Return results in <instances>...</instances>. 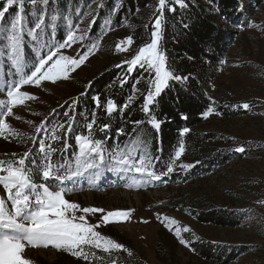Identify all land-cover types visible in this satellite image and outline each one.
Wrapping results in <instances>:
<instances>
[{"label":"rangeland","instance_id":"obj_1","mask_svg":"<svg viewBox=\"0 0 264 264\" xmlns=\"http://www.w3.org/2000/svg\"><path fill=\"white\" fill-rule=\"evenodd\" d=\"M98 4L99 0H89L83 6H77L74 12L67 9L59 23L61 35L58 38L55 37L57 28L54 27V18L45 19V36L48 35L47 39L52 43L62 42L69 31L76 30V25V35L85 37L72 48L62 49V54L75 57L92 43L98 45V50L75 72H71L68 80L58 81L55 85L46 81L40 88L22 87L21 91H27L38 99L13 106V115L6 118L13 128L34 135V127L27 124L28 120L37 125L45 117L49 120L53 113L72 106L71 101L84 93L101 72L117 67L135 54L141 39L124 53H117L115 44L137 26H147L150 15L146 12L151 11L152 5L137 10L115 28L103 20L100 34L91 41L92 19L97 18ZM72 14L76 16L70 18ZM154 16L151 17L152 24ZM39 17L33 19L34 24ZM244 17L246 22L238 26L240 30L233 36L225 60L206 89L211 103L214 101L231 113L225 116L213 112L205 118V130L215 131L224 140L220 142L226 154L222 162L209 168L195 165L185 172L178 165L194 162L181 156L170 179L164 177L166 182L152 181L144 186L140 185L146 177L138 174L125 176L101 167L96 175V170L90 169L80 186L67 193L66 199L79 203L81 207L103 208L105 213L130 211L128 218L97 229L129 250L112 253L119 264H221L199 258L196 250L198 242L228 244L241 249L236 259L223 264H264V205L257 203L264 200V0L246 6ZM250 23L253 26L249 27ZM24 27L26 31L29 28ZM6 43L5 37L0 35V88L4 87L6 80L12 82L15 78L13 68L9 67L10 61L6 62ZM23 47L31 68L34 57L31 37L25 35ZM0 99L7 100L6 92L0 94ZM65 101H68L67 105ZM244 103L250 105L249 109L239 107ZM52 109L56 111L52 112ZM23 146L16 138L7 141L0 138V160L14 159L11 153H17L18 148ZM239 146H244L246 151L235 152L234 149ZM36 182L41 181L37 179ZM49 187L57 190L51 183ZM0 197L7 198L2 186ZM6 202L10 208V201ZM209 211L228 213L231 223H204L197 218ZM157 213L160 219H157ZM100 215H89V222L97 223ZM164 216L176 221L169 225L171 231L161 222ZM145 220L148 223H144ZM177 228L190 247L179 243ZM184 228L189 231H183ZM97 255H104V264H110L107 254L97 252ZM23 258L30 264H86L82 259L51 245L47 248L26 245ZM94 264L100 262L94 261Z\"/></svg>","mask_w":264,"mask_h":264},{"label":"snow or ice","instance_id":"obj_2","mask_svg":"<svg viewBox=\"0 0 264 264\" xmlns=\"http://www.w3.org/2000/svg\"><path fill=\"white\" fill-rule=\"evenodd\" d=\"M25 2L26 0H6V4L0 8V22H2L9 9L18 5L14 19L9 22L6 29L0 31V35L4 36L7 42L6 62L10 61L9 67H12L15 73L14 80L12 82L6 80L4 87L0 88V94L6 92L7 97V100L0 99V138L6 141L16 138L17 142L25 146L22 153H11L14 159L0 160V186L7 193L6 199L0 197V264H30L29 260L23 258L26 245L44 248L51 245L55 249L63 250L73 257L82 259L86 264H94V261L104 264L106 257L97 255V252H101L107 254L110 264H119L112 253L117 250L124 252L129 250L123 244L102 235L97 229L102 225L118 223L128 218L130 211L116 210L105 213L103 208L81 207L79 203L66 199L67 193L75 191L80 186L88 170L94 169L95 174L98 175L101 167L125 176L138 174L146 177L140 186L151 184L152 181L166 182L163 178L174 173L177 161L185 153L184 144H179L175 151V159L170 160L169 165L157 173L154 170L153 158L145 150L146 141L143 137L137 141L140 145L138 155L132 150L126 151L118 146L110 149L106 146V141L110 139L108 133L111 126L103 123L94 129L97 118L96 113L93 112L90 121L86 123L87 134L75 135L76 151L65 159V153L72 147L68 142V137L73 132L75 106L79 98L71 101L72 106L64 111L65 119L62 122L50 124L48 118L45 117L39 124L34 125L33 121L28 120L27 124L34 127V135H28L13 128L6 119L13 115V106L23 104L26 100L38 99L37 96L27 91H21L22 87L40 88L46 81L55 85L58 81L68 80L70 73L75 72L88 60L90 55L98 50V45L92 43L90 47L77 53L75 57L62 54V49L72 48L73 44L83 41L85 37L76 35V30H78V25H76V30L69 31L62 42L52 43L45 36V16L39 17L38 22L26 31L23 24ZM28 2L35 5L37 0H28ZM43 2L47 4L49 0H43ZM169 4L173 6L169 7ZM176 7L186 9L189 7V2L188 0H158L150 42L140 46L131 59L124 60L117 65V67L126 65L125 75L118 77L120 87L128 82L126 77L138 69L147 73V77L141 75L136 78L132 85V95L123 105L118 106L111 98L107 99L106 104H101L100 97L94 96L92 99L96 108L103 107L108 115L127 110L137 99L139 93L144 96L141 110L148 116L152 112V106L158 103V98L168 88L169 81H181L188 78L174 74L161 46L165 26V9L175 12ZM92 23H95V17ZM251 26L253 25L250 23L249 27ZM183 27L187 29L190 25L185 22ZM25 35L33 40L34 57L31 68L28 66L24 53ZM133 44V36L128 35L115 44V51L117 53L129 52ZM142 80L145 81L146 94L137 87ZM114 84L109 87H113ZM80 95L84 96L86 93L82 92ZM67 104L68 101H65V105ZM239 107L247 110L250 105L244 103ZM55 111L52 109V112ZM214 111L215 109L209 108L204 113V117L208 118ZM216 114L220 115L218 112ZM16 119L21 118L16 117ZM132 123L139 126L144 121L135 120ZM148 123L157 131L160 129L161 124L155 116H151ZM94 131L104 133V138H95ZM135 132L136 128L133 129V133ZM187 132L189 129L184 128L181 136ZM117 134L125 135L124 129L118 128ZM234 151L244 153L246 148L239 146ZM194 166L192 163L178 165L185 172ZM37 179L41 182L37 183ZM49 183L57 190H51ZM128 186L131 187V185ZM6 200L10 201V208ZM257 203L264 205V200ZM97 213L102 214L97 223H90L89 215L95 216ZM156 215L157 219H160V214ZM188 215H191L190 211ZM143 222L148 223L146 220ZM161 222L165 223L166 227L176 223L175 220H169L167 216H164ZM169 230H172L171 227ZM175 231L179 243L190 247L189 242L180 236V229L177 228ZM183 231L188 232L189 229L184 228Z\"/></svg>","mask_w":264,"mask_h":264},{"label":"trees","instance_id":"obj_3","mask_svg":"<svg viewBox=\"0 0 264 264\" xmlns=\"http://www.w3.org/2000/svg\"><path fill=\"white\" fill-rule=\"evenodd\" d=\"M88 1L49 0V3L45 4L43 0H37V3L33 5L26 0L23 24L28 27L33 26V19L40 15L45 16L46 20L54 18V27L57 28L55 37L58 38L61 35L59 23L65 17L66 10L70 9L74 12L77 6H83ZM262 1L188 0L189 7L186 9L176 7L175 12H169L166 8L161 46L174 74L188 78L181 81H169L168 88L158 98V103L152 106V112L148 116L141 110L144 96L139 93L129 109L108 115L103 107H95L92 98L99 96L101 104H106L107 99L111 98L118 106H121L132 95V85L136 78L141 75L147 77L148 74L144 73L142 69H138L126 77L128 82L120 87L118 77L125 75L126 67H112L104 70L91 81L84 92L86 95L77 96L79 102L75 106V124L73 132L68 137V142L72 147L65 153V159L76 151L75 135L87 134L86 123L90 121L91 114L95 112L97 124L94 125V129L103 123H108L111 126L108 133L110 139L106 141L108 148L112 149L118 146L126 151L132 150L134 154L138 155L140 145L137 141L143 137L146 141L145 150L153 158L154 170L157 173L163 171L169 165L170 160L175 159V151L180 143H183L185 147V153L182 156L193 161L194 165L209 168L222 162L226 154L220 146V142L224 140L215 131L205 130L204 113L209 108H213L214 112L225 116H230L231 113L226 107L211 103L206 95V89L215 79L225 60L227 48L235 33L240 30L238 26L246 22V17H244L246 6H253ZM5 4V0L0 1V8ZM148 5H152V8L150 12H146L150 15L147 26H137L123 36L126 38L128 35H132L134 43L141 39L137 48L150 42L151 17L156 14L158 9L156 0H99L97 18L90 32L91 41L100 34L103 20L115 28L137 10ZM168 6L172 7L173 5L169 4ZM17 9L18 5L9 9L5 19L0 22V31L7 28ZM74 16L76 15L72 14L70 18ZM145 18L148 19L146 14ZM185 22L190 25L187 29L183 27ZM113 84V87H109ZM137 87L146 94L145 81L142 80ZM69 107L53 113L49 117V123L62 122L65 119L63 113ZM151 116H155L161 124L158 131L148 123ZM135 120H141L144 123L136 126L132 123ZM118 128H123L125 135H118ZM134 128H136L135 133H133ZM184 128H188L189 132L181 136ZM94 136L103 139L104 133L94 131ZM24 150L25 146L18 148L17 153H22ZM174 174L175 172L165 177L170 179ZM229 216L228 213L209 211L198 215L197 218L204 223L226 225L231 223ZM196 250L199 258L221 264L236 259L241 252L237 246L206 242L196 243ZM119 252L117 251V253Z\"/></svg>","mask_w":264,"mask_h":264}]
</instances>
